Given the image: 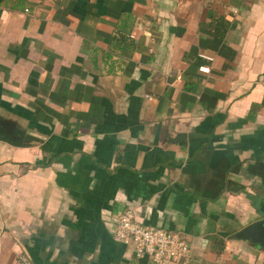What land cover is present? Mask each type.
Here are the masks:
<instances>
[{"label": "crops", "instance_id": "crops-1", "mask_svg": "<svg viewBox=\"0 0 264 264\" xmlns=\"http://www.w3.org/2000/svg\"><path fill=\"white\" fill-rule=\"evenodd\" d=\"M204 68V70H202ZM264 0H0V264H154L128 208L194 264H264ZM10 122V123H11Z\"/></svg>", "mask_w": 264, "mask_h": 264}, {"label": "built area", "instance_id": "built-area-1", "mask_svg": "<svg viewBox=\"0 0 264 264\" xmlns=\"http://www.w3.org/2000/svg\"><path fill=\"white\" fill-rule=\"evenodd\" d=\"M112 233L114 240L131 247L137 258H148L154 264H194L189 242L184 236L145 227L136 219L135 209L128 208L115 215ZM16 264L34 263L20 255Z\"/></svg>", "mask_w": 264, "mask_h": 264}, {"label": "water", "instance_id": "water-1", "mask_svg": "<svg viewBox=\"0 0 264 264\" xmlns=\"http://www.w3.org/2000/svg\"><path fill=\"white\" fill-rule=\"evenodd\" d=\"M11 120H6L4 117H0V124L5 125L9 130V134L0 136V140H3L11 145L20 147L23 144L34 141L33 136L25 133L22 130H18L15 124H12ZM3 135V133H1ZM28 140H30L28 142ZM229 241H238V242H246L249 243L256 248L264 249V218L260 219L242 230L232 234L229 238Z\"/></svg>", "mask_w": 264, "mask_h": 264}, {"label": "flooded vegetation", "instance_id": "flooded-vegetation-1", "mask_svg": "<svg viewBox=\"0 0 264 264\" xmlns=\"http://www.w3.org/2000/svg\"><path fill=\"white\" fill-rule=\"evenodd\" d=\"M1 133H3V135H1ZM10 132L9 130L6 128L5 125H1L0 124V136L3 137L4 135H8ZM10 135V134H9ZM11 136V135H10Z\"/></svg>", "mask_w": 264, "mask_h": 264}, {"label": "trees", "instance_id": "trees-1", "mask_svg": "<svg viewBox=\"0 0 264 264\" xmlns=\"http://www.w3.org/2000/svg\"><path fill=\"white\" fill-rule=\"evenodd\" d=\"M262 105H264V102H263V104Z\"/></svg>", "mask_w": 264, "mask_h": 264}]
</instances>
